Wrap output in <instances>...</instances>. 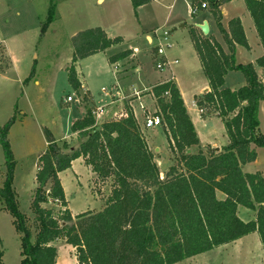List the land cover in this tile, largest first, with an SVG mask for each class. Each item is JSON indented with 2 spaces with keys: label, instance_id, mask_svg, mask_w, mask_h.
<instances>
[{
  "label": "trees",
  "instance_id": "trees-1",
  "mask_svg": "<svg viewBox=\"0 0 264 264\" xmlns=\"http://www.w3.org/2000/svg\"><path fill=\"white\" fill-rule=\"evenodd\" d=\"M149 1L130 0V4L136 11ZM229 1L191 0L196 8L206 4L226 51L213 36L188 27L208 85V90L194 96V103L201 112L222 119L226 142L218 151L200 145L176 83L160 81L144 94L153 101L150 115L160 119L172 160L168 168L160 172L130 105H124L125 115L100 123L87 107L69 127L76 146L68 147L65 140L59 144L43 128L46 147L38 156L28 216L20 211L12 186L15 160L7 133L14 116L0 126L5 165L0 207L10 216L19 239L18 264H55L53 243L61 239L74 248L78 264H174L254 232L264 254V178L258 171L241 169L256 159V147L264 148L258 119L264 82L255 70V66L264 68V0H243L263 50L253 63L235 60V47L248 49L249 45L238 16L230 18L226 28L221 23V6ZM53 19L51 7L41 31ZM121 41L122 37H109L99 26L71 37L72 55L65 70L77 95L81 83L75 63ZM130 53L128 49L114 53L107 61L112 64ZM228 71H240L244 83L235 89L225 86ZM146 115L143 110V120ZM77 158L83 159L98 182L110 180V188L100 210L71 216L58 174ZM47 202L62 208L58 216L43 206ZM239 206L253 211L254 218L243 221L237 215ZM1 256L0 251V264H4Z\"/></svg>",
  "mask_w": 264,
  "mask_h": 264
},
{
  "label": "rangeland",
  "instance_id": "rangeland-1",
  "mask_svg": "<svg viewBox=\"0 0 264 264\" xmlns=\"http://www.w3.org/2000/svg\"><path fill=\"white\" fill-rule=\"evenodd\" d=\"M193 6L191 0H150L134 11L130 0H0V126L14 116L7 139L15 160L12 186L21 212L31 216L29 204L35 187L37 160L46 147L43 128L50 130L59 144L65 140L68 147L76 146V140L68 137L69 126L87 107L91 111L102 108L103 114L96 118L100 123L125 114L123 101L111 102L119 98L118 92L133 96L134 92L145 91L158 80L171 77V71L182 85L206 81L189 39L188 27L205 18L214 38L223 46L224 41L209 10L196 8L192 14ZM51 7L54 19L43 32L42 26ZM221 16L225 28L230 18H240L250 46L249 49L236 46V62L254 61L262 53V47L243 0L223 4ZM95 26L103 28L109 37H122L121 43L109 47L105 54L134 47L137 54L120 64H108L103 52L79 59L77 77L89 94L80 89L77 95L67 81L65 70L72 55L71 37ZM167 43L173 48L165 50V57L169 61L177 59L178 63L158 70L155 65L159 58L154 49L158 44ZM255 70L259 71V67L255 66ZM243 83L240 71H228L225 75L224 85L229 88H237ZM144 91H139V96ZM67 95H73L69 103L64 101ZM139 96L130 101L137 120L141 121L140 107L145 105L144 112L150 114L153 103L150 97ZM258 119L259 130L264 132V102ZM212 128L215 129L214 137H220L222 141L226 138L221 122L215 121ZM141 129L145 138L159 147L160 155L155 157V162L160 172H164L172 162L168 160L169 151L164 148L167 142L162 130L159 126ZM255 150L256 159L243 164L241 169L243 172L258 171L264 178V148L256 147ZM4 173V153L0 145V186ZM58 177L71 216L85 210L98 211L103 206L110 180L98 182L82 158L72 161L71 167L60 172ZM217 196L223 195L218 192ZM43 206L51 209L54 216L62 209L52 202ZM237 215L243 221L254 218L253 211L240 206ZM0 251L4 264H18L19 239L10 216L1 207ZM174 264H264V254L258 234L254 232Z\"/></svg>",
  "mask_w": 264,
  "mask_h": 264
},
{
  "label": "crops",
  "instance_id": "crops-1",
  "mask_svg": "<svg viewBox=\"0 0 264 264\" xmlns=\"http://www.w3.org/2000/svg\"><path fill=\"white\" fill-rule=\"evenodd\" d=\"M98 1V0H97ZM103 0H101V2H102ZM233 1H235V0H231V2H233ZM230 2V1H229ZM211 15V14H210ZM234 17V16H233ZM213 19V18H212ZM203 21H206L207 22V25H208V35H211V36H213V34H211V32H210V26H209V24H208V20L207 19H205V18H202L201 20H199L198 22H196L195 24H197V23H201V22H203ZM195 24L194 25H191V26H193L194 28H196V29H198L196 26H195ZM216 25V24H215ZM252 26H253V24H252ZM217 27V26H216ZM254 28V27H253ZM199 30V29H198ZM255 30V29H254ZM199 32H200V30H199ZM201 33V32H200ZM202 34V33H201ZM203 35V34H202ZM204 36H207V35H204ZM214 37V36H213ZM165 38V37H164ZM147 39H148V41L150 42V37H148L147 36ZM215 39V38H214ZM216 40V39H215ZM217 41V40H216ZM218 42V41H217ZM259 42V41H258ZM219 44H220V42H218ZM260 44V43H259ZM221 45V44H220ZM249 45V44H248ZM5 46V45H4ZM222 46V48L226 51V46H225V44H224V46L223 45H221ZM193 47V46H192ZM6 48V47H5ZM135 48V47H134ZM173 48V46H172V44H171V47L170 48H168V50H170V49H172ZM249 48H250V46H249ZM248 48V49H249ZM107 50V49H106ZM131 50V53L127 56V57H125V58H127V60H128V58H130V57H132V56H135L137 53V51L136 52H133V48H131L130 49ZM155 50V49H154ZM194 50V49H193ZM235 51H236V47H235ZM195 52V51H194ZM262 52H263V50H262ZM6 53H7V55H9L8 54V51L6 50ZM102 53V52H101ZM101 53H97V54H94V55H91V56H89V57H95L96 55H98V54H101ZM103 55H104V58H105V60H106V62L108 63V61H107V58H108V56H110V55H112V54H114V53H111V54H105V51H103ZM117 53V52H116ZM262 54V53H261ZM260 54V55H261ZM195 55H196V53H195ZM9 57V60L11 61V63H12V60H11V58H10V56H8ZM86 58H88V57H86ZM124 58V59H125ZM196 58H197V56H196ZM124 59H121V60H119V61H117V62H114V63H121ZM173 60V59H172ZM177 60V59H176ZM198 60V59H197ZM129 61V60H128ZM178 61V60H177ZM79 61H77L76 63H75V69H76V73H77V76H78V71H77V68H76V65H77V63H78ZM254 61H252V63H253ZM114 63H112V64H114ZM178 63V62H177ZM176 63V64H177ZM198 63H199V61H198ZM109 64V63H108ZM117 64H115V65H117ZM122 65V64H121ZM173 65H175V64H173ZM199 65H200V63H199ZM172 66V65H171ZM171 66H170V68H171ZM200 67H201V65H200ZM123 70V69H122ZM202 70V69H201ZM257 71V70H256ZM122 74L124 75L125 74V72H122ZM257 74H258V76L263 80L264 79V68H259V71H257ZM205 77V76H204ZM79 79V78H78ZM167 79H172L175 83H176V85H177V87H178V89H179V91H180V94H181V97H182V99H183V102H184V105H185V107H186V109H187V112H188V114H189V116H190V119H191V121H192V123H193V126H194V128H195V130H196V132H197V135H198V138H199V142H200V145L203 147V146H205V145H209L211 148H215V147H218L219 149H220V147L222 146V145H224V143L226 142V138L225 137H223V141H222V138H218V137H214L213 136V134H215V132H214V128H212V124L215 122V121H218V122H221L222 124H223V122H222V120H221V118L220 117H218V116H216V115H214V114H206L205 112H201L200 111V109H198L196 106H195V103H194V96L195 95H198V94H201L202 92H205L206 90H208V85H207V80L206 81H202V82H191V83H189V84H184V85H182L181 84V82H180V80H176L175 79V76H174V74L172 73V71H171V77H169V78H165V79H162V80H158L156 83H158V82H160V81H164V80H167ZM206 79V78H205ZM79 81H80V79H79ZM80 83H81V89L83 90V91H85V92H88V94H89V91H87V89L84 87V85H83V83L80 81ZM239 84H241V83H239ZM152 86V85H151ZM151 86H149V87H146V89L147 90H149L150 89V87ZM241 86V85H240ZM230 89H235V88H233V87H230ZM139 91H144V90H139ZM120 93V95H121V98L119 97V98H117L116 100H112L111 102L112 103H115V102H119V101H123V103H124V105L125 104H128V105H130V107L132 108V110H133V113H134V115H135V111H134V108H133V105L131 104V101H130V98H135L136 96H132V94H124V96H123V94L121 93V92H118V94ZM74 95V94H73ZM90 96V95H89ZM130 96V97H129ZM142 96H148V97H150V95L147 93V94H142V95H140L139 97L141 98ZM124 97V98H123ZM127 97H129V98H127ZM151 98V97H150ZM136 99V98H135ZM152 100V99H151ZM262 102H264V101H262ZM261 102V103H262ZM66 103H69V102H66ZM152 103H153V101H152ZM261 103L259 104V109H260V107H261ZM123 108H124V106H123ZM124 110V109H123ZM153 111V108H152V110H151V112ZM83 114H84V112H83ZM82 114V115H83ZM139 115L141 116V121L139 120L138 122H139V124H140V127L141 128H143L142 127V122H143V110H141V107H140V110H139ZM135 117H136V115H135ZM78 118H80V117H78ZM78 118H73L72 119V121H71V123L74 121V120H76V119H78ZM106 119H108V118H106ZM109 119H110V117H109ZM71 125V124H70ZM221 125V124H220ZM70 127V126H69ZM224 129V128H223ZM224 131H225V129H224ZM216 136V135H215ZM69 138H72V139H74L75 140V136H74V134H72L71 132H70V134H69V136H68ZM76 142V145H77V141H75ZM146 142H147V145H148V147L153 151V152H158V153H154V155H155V157L158 155H160L159 154V147H156L155 145H154V143L152 142V141H149V140H147L146 139ZM164 148H166V152H167V144H166V147L164 146ZM218 149V150H219ZM168 160L170 161V162H172L169 158H168ZM168 165H170V163L168 164ZM163 173V172H162ZM2 210V209H1ZM72 216H73V214H72ZM241 239V238H240ZM54 246L56 247V251H57V255H56V263L55 264H78L77 263V260H76V257H75V255H74V248L71 246V245H69V244H67L63 239H61V240H57V241H55L54 243ZM1 258H2V256H1Z\"/></svg>",
  "mask_w": 264,
  "mask_h": 264
},
{
  "label": "built area",
  "instance_id": "built-area-1",
  "mask_svg": "<svg viewBox=\"0 0 264 264\" xmlns=\"http://www.w3.org/2000/svg\"><path fill=\"white\" fill-rule=\"evenodd\" d=\"M200 6L202 8H205L206 4L204 2H202ZM195 11H196V7L190 9V12L192 14H194ZM170 47H171V45L168 44V43L164 44V45L158 44L155 47V55L158 56V58H159L157 63H156V65H155L156 69L163 70L165 66L170 67L171 65L176 64L178 62L176 59H173V60L169 61L165 57V50H167ZM133 52H136L135 48H133ZM102 91L105 92V93H108L105 88H102ZM133 96H139V91L138 92H134ZM118 97L121 98V95L118 94ZM72 100H73V95H67L65 97V99H64L65 102H71ZM141 108H143V105L141 106ZM102 114H103V110H102L101 107H99L97 109H94L92 111V115L94 116L95 119L96 118L98 119ZM119 116H123V115L119 114ZM159 124H160V119H159L158 116H152V115L148 114V115H146V117L144 118V120L142 122V127L144 129H147V128H152L154 126H159Z\"/></svg>",
  "mask_w": 264,
  "mask_h": 264
},
{
  "label": "water",
  "instance_id": "water-1",
  "mask_svg": "<svg viewBox=\"0 0 264 264\" xmlns=\"http://www.w3.org/2000/svg\"><path fill=\"white\" fill-rule=\"evenodd\" d=\"M195 26L200 30V32L203 34V35H207L208 34V25H207V22L206 21H203L201 23H197L195 24ZM218 147H215L214 150L218 151ZM187 153L190 152L189 149H187L186 151Z\"/></svg>",
  "mask_w": 264,
  "mask_h": 264
}]
</instances>
